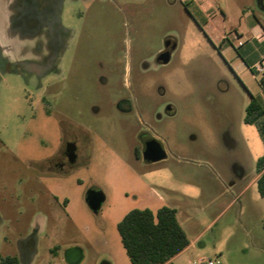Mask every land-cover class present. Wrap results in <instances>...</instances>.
<instances>
[{
  "label": "rangeland",
  "instance_id": "rangeland-1",
  "mask_svg": "<svg viewBox=\"0 0 264 264\" xmlns=\"http://www.w3.org/2000/svg\"><path fill=\"white\" fill-rule=\"evenodd\" d=\"M14 2L0 0V51L13 63L0 60V264L24 249L26 264H67L70 247L79 264H132L117 223L161 206L175 208L189 241L164 264H264L250 91L189 13L219 5L237 46L235 28L264 23V0H32L29 15L36 3L42 11L33 20L50 22L32 35L10 27ZM253 70L250 87L264 57ZM149 139L163 159L142 157Z\"/></svg>",
  "mask_w": 264,
  "mask_h": 264
},
{
  "label": "trees",
  "instance_id": "trees-1",
  "mask_svg": "<svg viewBox=\"0 0 264 264\" xmlns=\"http://www.w3.org/2000/svg\"><path fill=\"white\" fill-rule=\"evenodd\" d=\"M34 5V3H33ZM32 6V0H18L13 7L16 16L15 26H19V16L23 10ZM35 9L40 5L36 3ZM32 8V7H31ZM29 21H35L33 18ZM40 23V22H38ZM41 25H44L42 22ZM32 34V32H26ZM264 88V77L259 79ZM243 121L254 125L263 141L264 147V109L253 97L246 106ZM256 171L259 174L256 182L260 195L264 198V151L256 160ZM117 230L125 252L132 264H164L171 257L189 245L187 236L176 217V210L161 206L155 212L149 209H132L117 223ZM4 264H18L15 256L2 258Z\"/></svg>",
  "mask_w": 264,
  "mask_h": 264
},
{
  "label": "crops",
  "instance_id": "crops-1",
  "mask_svg": "<svg viewBox=\"0 0 264 264\" xmlns=\"http://www.w3.org/2000/svg\"><path fill=\"white\" fill-rule=\"evenodd\" d=\"M261 7L264 9V3ZM194 8L195 9L189 11V13L196 18L195 22L200 23L214 39L219 41V49L225 60L232 66L237 76H239L246 85V88L251 92H249L247 104L250 101V97L253 96L264 109V88L259 81L258 85L255 87H250L249 83L250 80L255 77V72L253 70L254 66L257 64L258 60L264 57V23L255 18V21L248 24L244 29L235 28V37L233 36L234 40L237 42V46H235L227 36L226 31L223 30L224 26L222 22L225 20V12L219 5L214 4L210 9L204 10L203 8L200 9L198 4H195ZM247 13L248 11L245 10L243 14L246 15ZM191 24L195 25L194 22H191ZM238 42H241V44L238 45ZM175 47L176 45L174 48ZM263 151L262 147V150L256 153V157L262 155ZM179 253L171 257L167 262L174 259ZM28 254L29 249L20 250L18 254H15L18 264H26L29 259Z\"/></svg>",
  "mask_w": 264,
  "mask_h": 264
},
{
  "label": "water",
  "instance_id": "water-1",
  "mask_svg": "<svg viewBox=\"0 0 264 264\" xmlns=\"http://www.w3.org/2000/svg\"><path fill=\"white\" fill-rule=\"evenodd\" d=\"M174 44L170 47L167 45L161 50L157 56V61L159 63L165 64L169 61L170 51L174 48ZM165 157V151L162 149L161 145L154 139H149L146 141L145 150L143 151V158L147 161H159ZM85 200L92 208H97L100 205L101 198L99 194L93 191H88ZM83 253L78 247L67 248L64 252V259L67 264H79L82 261ZM105 264V263H104Z\"/></svg>",
  "mask_w": 264,
  "mask_h": 264
},
{
  "label": "flooded vegetation",
  "instance_id": "flooded-vegetation-1",
  "mask_svg": "<svg viewBox=\"0 0 264 264\" xmlns=\"http://www.w3.org/2000/svg\"><path fill=\"white\" fill-rule=\"evenodd\" d=\"M17 1L18 0H15V2H14V4H13V6L11 7V11H12V14L10 15V17H9V24H10V27L14 30V31H17V32H20L22 35H32V34H34V33H37V32H40V29L39 28H41V22L39 21V19H37L36 18V20L37 21H39L40 23H36V20H35V26H31V21H29V19H31V18H34V17H40V16H42V11H40V10H38V9H35L34 8V10L32 11L33 12V16L34 17H31L30 15H29V10H30V8L29 9H23V10H26V11H24V12H22V16H19V17H17L18 18V22H21L20 24H19V26L17 27V26H15L14 25V23H13V17L14 16H16V13H15V11H14V9H13V7L14 6H16V3H17ZM42 18V17H41ZM42 21H44V22H42L43 24H49L50 22H46V19H44V20H42ZM38 24V25H37ZM50 26V28H49V30H48V34H49V41H50V43H57L58 41H60L59 40V37L58 36H54V33H53V25H49ZM24 31H26V32H32V34H29V33H24ZM166 45L168 46V47H170L172 44H171V42L170 43H166ZM0 60L3 62V63H5L6 65H13V63L12 62H9L2 54H1V51H0ZM145 144H146V142H144V145H143V149H142V157H143V151L145 150ZM73 150H74V146H73V144L70 142L69 143V145H68V147L67 148H65L64 150H63V155H65L66 157H68V159H71L72 157H73ZM150 162H156V161H150Z\"/></svg>",
  "mask_w": 264,
  "mask_h": 264
},
{
  "label": "built area",
  "instance_id": "built-area-1",
  "mask_svg": "<svg viewBox=\"0 0 264 264\" xmlns=\"http://www.w3.org/2000/svg\"><path fill=\"white\" fill-rule=\"evenodd\" d=\"M240 44L241 42H238V45ZM194 264H219V262L216 259L200 257L196 261H194Z\"/></svg>",
  "mask_w": 264,
  "mask_h": 264
}]
</instances>
